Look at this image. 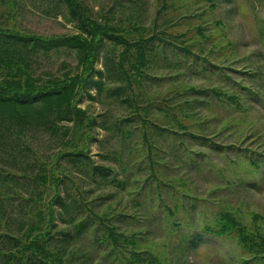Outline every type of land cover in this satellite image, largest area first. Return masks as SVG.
<instances>
[{"label":"rangeland","instance_id":"374dc122","mask_svg":"<svg viewBox=\"0 0 264 264\" xmlns=\"http://www.w3.org/2000/svg\"><path fill=\"white\" fill-rule=\"evenodd\" d=\"M78 2L85 15L98 20L106 16L109 26L125 28L131 38L155 37L141 88L148 98L159 96L161 109L154 108L152 118L177 132L160 134L164 138L157 139L160 148H153L156 163L152 168L147 162L137 166L145 155L138 120L131 123L138 131L134 129L133 135L131 131L123 140L122 160L101 159L105 152L118 151L120 134L114 121L130 110L106 92L96 94L90 89L94 100L83 92L77 105L93 115L97 125L95 139L88 144L89 154L96 162L113 165L118 171L123 162L133 167L122 186L108 179L93 180L72 168L83 200H88L94 213L108 214L118 230L138 231L157 242L156 248L170 258L177 257L179 248L173 250L172 246H181L185 233L191 236L198 231L202 239L176 264H243L242 258L249 254L236 236H219L204 227H213L219 213L227 210L247 228L255 225L264 230V0ZM0 26L41 35L79 31L77 21L69 18L68 9L58 0H13L12 4L0 0ZM114 49L121 47L106 39L95 67H100L103 56ZM75 57L73 50L63 47L38 51L32 58L34 78H39L35 83L40 85L73 68ZM190 86L200 93L188 92ZM211 88L216 93L205 91ZM185 99L193 104L190 108L184 104L185 113L169 106ZM104 117L109 118V124L104 125L110 130L102 128ZM82 130L85 128L77 129L73 142L82 143ZM182 132L191 136L179 135ZM8 135L11 137L6 140L14 137ZM22 135L19 144L3 148L1 162L11 160L17 148L24 147L22 140L26 138L33 152L50 163L59 149L58 137L41 132V128ZM15 156L13 162L18 167L27 162L37 173L39 163L28 149L24 156ZM71 191L75 194L74 187ZM89 216L93 222L91 212ZM95 226L94 222L76 235L74 248L79 253L93 251V240L98 236L92 231ZM60 228L74 232L72 225ZM116 263L109 256L102 260V264Z\"/></svg>","mask_w":264,"mask_h":264},{"label":"trees","instance_id":"16d2710c","mask_svg":"<svg viewBox=\"0 0 264 264\" xmlns=\"http://www.w3.org/2000/svg\"><path fill=\"white\" fill-rule=\"evenodd\" d=\"M4 1L6 4L13 3V0ZM58 1L68 9L69 18L77 21L79 31L41 35L23 33L14 26H0V152L8 145L19 144L25 131L38 128L52 137H58L56 142L59 146L49 163L33 152L25 138L22 140L24 147L17 148L11 160L6 158L4 163L0 160V264H102L108 256L118 262L116 264H176L177 259L186 257L188 250L195 248L197 240L202 239L198 231L191 236L185 233L181 246H172L173 250L179 248L177 257L170 258L166 252L156 248L154 240L141 236L138 231L122 232L110 223L108 214L94 213L88 207V200H83L72 171L77 168L93 180L108 179L122 186L133 169L132 165L123 162L119 164L118 171L113 165L96 162L89 154L88 144L95 139L96 119L78 106L77 101L83 92L88 99H96L90 89H94L96 94L106 92L107 96L114 97L130 110L114 121L120 134L118 151L105 152L101 154V159L111 157L118 162L122 160L123 140L131 136V131L133 135L136 128L131 123L137 120L145 152L137 166H145L147 162L152 168L156 163L152 160L153 148H160L157 139L164 138L160 134H177L175 128L161 126L152 118L153 109H161V104L157 102L159 96L148 98L141 88L149 62L148 53L153 50L150 43L155 37L131 38L125 28L109 26L106 23L108 17L98 20L85 15L78 0ZM106 39L112 40L121 49L107 52L101 66L96 68ZM60 47L76 53L74 67L40 85L36 84L39 78H34L33 56L38 51L49 52ZM188 89V92L200 93L191 86ZM205 91L215 92L212 88ZM168 100L171 101L172 97ZM184 104L188 108L193 105L185 99L169 106L179 107L183 113ZM108 121L107 117L102 119L103 129L110 130L109 125H104ZM63 122H71V125L61 124ZM179 127L186 128L185 125ZM78 128H85L80 132L82 143L73 142ZM8 134L14 137L6 140V137H11ZM179 135L191 136L186 132ZM27 149L39 163L37 173L27 162L21 167L13 162L16 153L24 156ZM63 163L70 166L62 167ZM123 175L125 177L121 179ZM149 176L152 179L153 171ZM72 187L75 194L71 191ZM88 211L93 222L89 220ZM94 222L96 226L92 231L98 236L94 237L93 251L79 253L74 248L76 235ZM70 225L74 232L60 228ZM204 228L219 236H236L242 247L248 250L249 256L242 258L243 264H264L263 228L255 225L254 229L247 228L233 212L227 210L219 213L213 227ZM100 246H103L102 249Z\"/></svg>","mask_w":264,"mask_h":264}]
</instances>
